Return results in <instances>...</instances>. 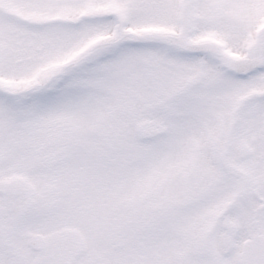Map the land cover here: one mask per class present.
<instances>
[{
	"label": "snow or ice",
	"instance_id": "obj_1",
	"mask_svg": "<svg viewBox=\"0 0 264 264\" xmlns=\"http://www.w3.org/2000/svg\"><path fill=\"white\" fill-rule=\"evenodd\" d=\"M0 264H264V0H0Z\"/></svg>",
	"mask_w": 264,
	"mask_h": 264
}]
</instances>
